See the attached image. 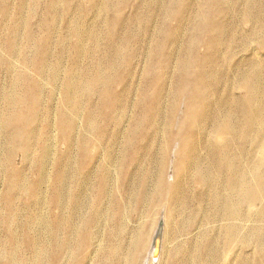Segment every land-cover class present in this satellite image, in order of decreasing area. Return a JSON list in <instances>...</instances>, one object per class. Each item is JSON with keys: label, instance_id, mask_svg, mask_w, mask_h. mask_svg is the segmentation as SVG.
<instances>
[{"label": "rangeland", "instance_id": "obj_1", "mask_svg": "<svg viewBox=\"0 0 264 264\" xmlns=\"http://www.w3.org/2000/svg\"><path fill=\"white\" fill-rule=\"evenodd\" d=\"M205 1L0 0V264H264V0Z\"/></svg>", "mask_w": 264, "mask_h": 264}, {"label": "bare ground", "instance_id": "obj_2", "mask_svg": "<svg viewBox=\"0 0 264 264\" xmlns=\"http://www.w3.org/2000/svg\"><path fill=\"white\" fill-rule=\"evenodd\" d=\"M215 0H206L205 1V3H201L202 4V8L207 12V15H208V17L209 16H212V14H214V12L213 11H215V6H217V2L215 1ZM252 1L253 0H247V2H246V0H245V2H246V5H247V8H246V15H247V18H249V19H253V21H254V15H252V11L253 10H250L249 8V6H250V3H252ZM50 2H51V4H52V6H54L55 5V3H56V0H50ZM203 2H204V0H203ZM245 4V3H244ZM251 6H252V4H251ZM259 7H261V6H259ZM251 9H253V8H251ZM256 10H258V9H256ZM55 12V11H54ZM257 13V12H256ZM260 13V12H259ZM258 19H260V20H258V22L262 25V26H264V14H263V11H261V13H260V17L258 18ZM251 21V20H250ZM253 21H251V22H253ZM13 53H14V51H13ZM115 53H117V52H115ZM115 55V54H114ZM120 56V55H119ZM117 63V62H116ZM53 74V77H55L56 76V73H52ZM102 78H103V76H101V73H100V71H98V73H96L92 78H91V80H90V86L91 87H93L94 85H95V83H97V82H99L100 80H102ZM261 80V79H260ZM106 81V80H105ZM258 81V80H257ZM262 82H263V80H261ZM255 83V82H254ZM70 84V83H69ZM106 85H108L109 84V79L106 81V83H105ZM257 84V83H256ZM259 85H260V83H259ZM264 85V84H263ZM257 86V85H256ZM261 86V85H260ZM250 87H252V88H250V90L252 91V93H253V97H254V93H255V89H259L260 87L258 86L257 88L255 87H253V86H250ZM71 87H70V85H67L66 86V89H65V98H66V100L68 101L69 100V96H70V91H71V89H70ZM14 94L16 95L17 93H15V91H14ZM16 97L17 98H19V96L18 95H16ZM253 97H252V99H251V104H253ZM34 100V104H35V102L37 101V99L36 98H34L33 99ZM196 101V100H195ZM194 101V102H195ZM194 102H193V104H194ZM71 103V101H69V104ZM189 112L190 113H193L194 112V109H193V105H191L190 106V109H189ZM236 116L237 115H235V116H230L229 117V119H226V118H224L223 119V116H221L220 118H217L218 120H217V123L219 124V125H221L225 130H226V132H228V133H230L231 135L232 134H234V132H235V130H236V123H237V120H236ZM239 116V115H238ZM263 119H264V116L262 117ZM237 119H238V117H237ZM259 120V119H258ZM218 148V147H217ZM214 151V150H213ZM217 152H218V150H217ZM218 160H219V162H218V166H221V169L226 173V172H229V173H231L230 171L232 170V166L230 165V163H229V161H228V155L226 154V152H225V150L224 151H222V152H220V156H218ZM259 164H262V165H264V160H261V161H259L258 162ZM217 164V163H216ZM208 170V172H211V166H208V167H206ZM220 169V168H219ZM218 169V170H219ZM210 174H215V173H213V172H211ZM206 175V174H205ZM209 175V174H208ZM215 176V175H214ZM209 177V176H208ZM242 176L241 175H239V176H237V175H235V174H230V176H228L227 174H226V180L229 182V186L230 187H236V186H239V182H240V180L242 179L241 178ZM243 178H244V176H243ZM207 179V178H206ZM203 180H205V178L203 179ZM207 183V182H206ZM264 186V185H263ZM214 202L217 204L218 202H216L215 200H214ZM216 204H213V207H212V210H215V208L217 207V205ZM217 209V208H216ZM213 212V211H212ZM220 212V211H219ZM220 213H222L223 215H225L226 217H230V218H235V215H236V213L233 211V210H231V208L229 207V206H225V208H223L222 210H221V212ZM158 227H159V225H158ZM233 229H234V227L233 226H231V225H228L227 226V229H226V236H227V239L228 240H232L233 238H236L237 237V235L233 232ZM161 233H159V230H158V228H157V233L154 235V238H153V242H152V257H157L158 256V254L160 253L161 254V250H163V244H162V239H161ZM37 264H41L40 262H36Z\"/></svg>", "mask_w": 264, "mask_h": 264}, {"label": "water", "instance_id": "obj_3", "mask_svg": "<svg viewBox=\"0 0 264 264\" xmlns=\"http://www.w3.org/2000/svg\"><path fill=\"white\" fill-rule=\"evenodd\" d=\"M158 230H159V233H162V231H163V225H162V223L159 224Z\"/></svg>", "mask_w": 264, "mask_h": 264}]
</instances>
